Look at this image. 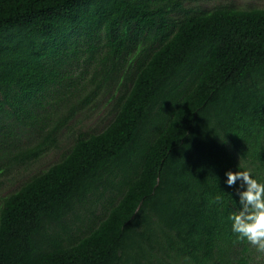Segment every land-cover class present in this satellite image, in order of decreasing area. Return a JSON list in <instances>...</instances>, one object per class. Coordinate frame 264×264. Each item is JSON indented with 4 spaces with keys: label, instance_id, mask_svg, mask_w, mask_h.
Segmentation results:
<instances>
[{
    "label": "trees",
    "instance_id": "trees-1",
    "mask_svg": "<svg viewBox=\"0 0 264 264\" xmlns=\"http://www.w3.org/2000/svg\"><path fill=\"white\" fill-rule=\"evenodd\" d=\"M200 1L0 0V189L113 102L1 198L0 264H260L226 172L264 183V7Z\"/></svg>",
    "mask_w": 264,
    "mask_h": 264
},
{
    "label": "rangeland",
    "instance_id": "rangeland-1",
    "mask_svg": "<svg viewBox=\"0 0 264 264\" xmlns=\"http://www.w3.org/2000/svg\"><path fill=\"white\" fill-rule=\"evenodd\" d=\"M223 4L233 5L240 8H249V7H264V0H203L197 3H190L189 5L197 9L211 10L216 6ZM110 96L106 97L104 100L100 101V105L96 110L92 112H86L80 118V121L75 125V132H97L100 131L108 124L113 115V102L109 101ZM75 132L71 130H64L59 135V146L46 153L36 162H33L32 165L28 166V169L18 168L16 170L18 176H14L13 182L3 181L0 189V201L1 198L14 190L22 180L26 179L28 176L35 174L39 171L45 170L51 164L57 162L61 156L69 149L75 137ZM254 256L255 261L264 264V253L258 252L254 247Z\"/></svg>",
    "mask_w": 264,
    "mask_h": 264
},
{
    "label": "clouds",
    "instance_id": "clouds-1",
    "mask_svg": "<svg viewBox=\"0 0 264 264\" xmlns=\"http://www.w3.org/2000/svg\"><path fill=\"white\" fill-rule=\"evenodd\" d=\"M229 187L241 182L243 191L238 192L239 210L229 216L232 231L238 241H246L258 252L264 253V183L253 178L250 170L226 172ZM221 203V197H215Z\"/></svg>",
    "mask_w": 264,
    "mask_h": 264
}]
</instances>
